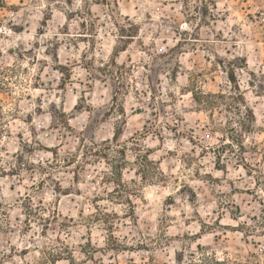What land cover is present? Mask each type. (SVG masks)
Segmentation results:
<instances>
[{"label": "rangeland", "instance_id": "1", "mask_svg": "<svg viewBox=\"0 0 264 264\" xmlns=\"http://www.w3.org/2000/svg\"><path fill=\"white\" fill-rule=\"evenodd\" d=\"M204 255L264 264V0H0V264Z\"/></svg>", "mask_w": 264, "mask_h": 264}, {"label": "trees", "instance_id": "2", "mask_svg": "<svg viewBox=\"0 0 264 264\" xmlns=\"http://www.w3.org/2000/svg\"><path fill=\"white\" fill-rule=\"evenodd\" d=\"M230 80L232 81V82H235L236 83V89H238V91H239V93H238V95H237V98H238V100H240V101H242L243 102V100H244V95H243V93H242V91H241V89H240V85L239 84H237V79L235 78V76L234 75H232L231 77H230ZM208 95V94H207ZM212 95V94H211ZM218 96L219 97H222V98H224V97H226L225 95H224V93H218ZM209 103H210V101H208ZM203 104H205L206 105V103H203ZM208 106V105H207ZM247 112L249 113L247 116V118H248V122L246 123V122H244L243 120L241 121H239L241 124H242V126L243 127H245V128H251V124L249 123V122H252V118H253V111L251 110V109H247ZM198 248H199V246H198ZM207 257H205V255H204V257L202 258V262L205 264L206 262H207V259H206ZM213 261L216 263V264H225V260H219V259H213ZM180 262H181V259L180 258H175V261H174V263H166V262H164V263H158V262H156L155 263V261L154 260H151V261H149V262H146V263H144V264H180ZM208 263V262H207ZM130 264H138V263H135L134 261H132ZM189 264H197V263H195V262H193V261H191Z\"/></svg>", "mask_w": 264, "mask_h": 264}]
</instances>
